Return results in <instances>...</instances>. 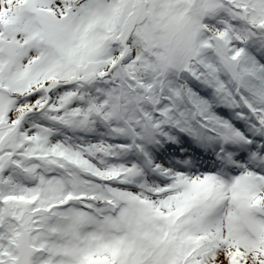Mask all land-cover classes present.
Here are the masks:
<instances>
[{"label": "snow or ice", "instance_id": "obj_1", "mask_svg": "<svg viewBox=\"0 0 264 264\" xmlns=\"http://www.w3.org/2000/svg\"><path fill=\"white\" fill-rule=\"evenodd\" d=\"M0 264H264V0H0Z\"/></svg>", "mask_w": 264, "mask_h": 264}]
</instances>
